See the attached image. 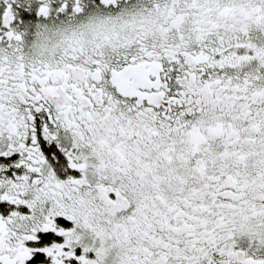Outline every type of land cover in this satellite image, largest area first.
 <instances>
[{
	"label": "snow or ice",
	"instance_id": "snow-or-ice-1",
	"mask_svg": "<svg viewBox=\"0 0 264 264\" xmlns=\"http://www.w3.org/2000/svg\"><path fill=\"white\" fill-rule=\"evenodd\" d=\"M0 264H264V0H0Z\"/></svg>",
	"mask_w": 264,
	"mask_h": 264
}]
</instances>
